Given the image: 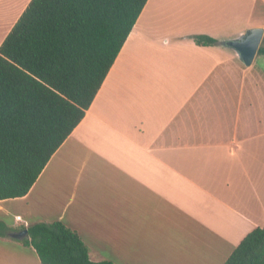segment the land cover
Segmentation results:
<instances>
[{
	"label": "crops",
	"instance_id": "0c3cea01",
	"mask_svg": "<svg viewBox=\"0 0 264 264\" xmlns=\"http://www.w3.org/2000/svg\"><path fill=\"white\" fill-rule=\"evenodd\" d=\"M29 2L0 0V45ZM253 28L264 49V0H148L84 118L0 201V264H41L9 234L53 222L92 262L224 264L264 226V56L219 44Z\"/></svg>",
	"mask_w": 264,
	"mask_h": 264
},
{
	"label": "trees",
	"instance_id": "16d2710c",
	"mask_svg": "<svg viewBox=\"0 0 264 264\" xmlns=\"http://www.w3.org/2000/svg\"><path fill=\"white\" fill-rule=\"evenodd\" d=\"M148 0H30L0 45V201L24 197L84 118ZM197 46L217 40L194 35ZM264 56V49L259 48ZM41 264L92 262L61 222L22 228ZM8 228L0 221V237ZM224 264H264V226Z\"/></svg>",
	"mask_w": 264,
	"mask_h": 264
},
{
	"label": "water",
	"instance_id": "95a60500",
	"mask_svg": "<svg viewBox=\"0 0 264 264\" xmlns=\"http://www.w3.org/2000/svg\"><path fill=\"white\" fill-rule=\"evenodd\" d=\"M263 31L260 28H253L240 34L231 40L220 42L222 47L232 50L237 58L245 65L250 66L261 42ZM9 237L14 240H23L28 237L26 229L10 233Z\"/></svg>",
	"mask_w": 264,
	"mask_h": 264
},
{
	"label": "built area",
	"instance_id": "2783aa9c",
	"mask_svg": "<svg viewBox=\"0 0 264 264\" xmlns=\"http://www.w3.org/2000/svg\"><path fill=\"white\" fill-rule=\"evenodd\" d=\"M16 219L19 221L20 220V217H17Z\"/></svg>",
	"mask_w": 264,
	"mask_h": 264
},
{
	"label": "rangeland",
	"instance_id": "374dc122",
	"mask_svg": "<svg viewBox=\"0 0 264 264\" xmlns=\"http://www.w3.org/2000/svg\"><path fill=\"white\" fill-rule=\"evenodd\" d=\"M218 42V41H217Z\"/></svg>",
	"mask_w": 264,
	"mask_h": 264
}]
</instances>
